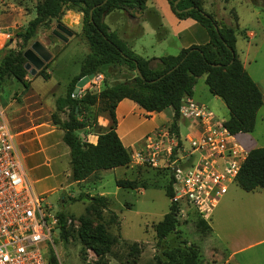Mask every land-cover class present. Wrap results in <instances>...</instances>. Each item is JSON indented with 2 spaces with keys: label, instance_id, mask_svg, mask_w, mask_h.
Masks as SVG:
<instances>
[{
  "label": "trees",
  "instance_id": "1",
  "mask_svg": "<svg viewBox=\"0 0 264 264\" xmlns=\"http://www.w3.org/2000/svg\"><path fill=\"white\" fill-rule=\"evenodd\" d=\"M102 1L39 0L34 6L35 17L15 34L22 38V45H25L34 36L38 26L50 28L54 20L62 18L65 9L81 13L80 35L88 46V52L84 56L79 73L68 85L65 94L56 97L55 110L51 113V121L63 130V141L69 148L70 176L73 181L85 180L99 170L127 167L130 164V151L122 144L116 132L115 107L121 99L128 98L147 111H161L171 107L173 117L166 127L179 135L181 100L192 95L193 86L200 76L205 77L209 92L225 104L228 115L223 124L229 132L240 134L253 131L256 113L263 104L264 96L238 57L235 48V26L227 25L206 12L202 7V0H178L176 4V0H167L178 18L190 17L197 20L206 29L209 40L203 45L182 49L176 55L162 56L158 58L156 65L150 66L148 59L134 53L104 22L105 14L115 9L142 11L146 0ZM231 17L234 23H237L234 11H231ZM5 46L0 50V87L10 77L26 87L28 83L25 78L27 69L24 67V50L6 49L9 45ZM51 61L52 59L46 62L36 75L41 74L47 79L49 73L44 69ZM124 66L133 74L125 76L123 80L116 79L109 83L106 78L115 75V72L121 73ZM90 73L104 75L100 91L86 90L82 97H73L76 81ZM94 106H97L94 112L108 114L110 124L107 127L96 124L95 113L91 109ZM60 114H65L64 118H61ZM78 131L94 132L97 135L96 142L91 143L83 139ZM152 169L170 171L167 168ZM235 182L245 191L264 188V146L248 151ZM115 183L118 187L136 188L138 182L135 179L120 178ZM173 183L170 171L165 186V195L170 204L167 212L155 225L157 244L175 231L179 223L178 204L170 201L173 196ZM90 199L93 202L86 207L87 214L77 218L76 229L67 224L63 213L57 214L60 227L57 238L67 241L75 233L82 246L91 249L102 260L105 254L110 252L116 239L107 232L102 222L101 210L106 208L105 196L99 195ZM90 212L95 213L96 222L88 216ZM189 213L198 217V227L202 233L207 234L210 231L207 220L193 209L188 210L187 214ZM139 253V245L133 242L128 252L132 262H136ZM162 254L166 259L155 256L154 264H199L201 253L196 245L189 244L185 248H165ZM47 264H58L52 251Z\"/></svg>",
  "mask_w": 264,
  "mask_h": 264
},
{
  "label": "rangeland",
  "instance_id": "2",
  "mask_svg": "<svg viewBox=\"0 0 264 264\" xmlns=\"http://www.w3.org/2000/svg\"><path fill=\"white\" fill-rule=\"evenodd\" d=\"M38 1L0 0V22L5 27H11L14 33V41L11 46H5L6 49L25 51L27 48H31L34 41H38L51 52L50 59H52L44 69L49 73L47 79H44L41 74L36 75L37 72L35 74L30 73L32 65L27 69L26 78L32 80V90L26 91V94L23 92L27 89L13 77L6 79L1 85L0 103L8 121L11 119L12 110L20 105H22L23 113H26V109L33 107V105L37 108L39 104L43 106L44 102L47 105L52 102V106H54L51 93H54V97L65 94L68 85L79 73L84 56L88 52V46L80 35L81 25L73 27L71 31L73 35L69 37L68 41L61 40L52 33L56 24L61 23L66 26L62 19L54 20L50 24V28L38 26L34 36L25 45H22V38H18L15 34L22 30L28 21L35 16V12H29ZM249 13L250 10L247 8L241 11V14H245L243 16L249 15ZM6 31L8 30L4 29L2 32ZM236 36L238 46L246 47L247 40H242L237 30ZM4 37V35H0V44ZM259 39L261 44L255 59L256 62L252 66L260 70L264 78L263 34L258 33V36L250 40L251 46L247 56L252 57L253 51L256 49L254 46ZM132 74L133 72L124 66L121 73L113 76L115 79L123 80L125 76ZM253 77L258 80L254 75ZM106 79L109 82L111 77ZM205 87L204 77L201 76L198 78L197 84V95L201 99L195 98V101L207 105L218 118L227 117V108L220 98L216 97L218 100L210 101V103L202 100L207 95L215 97ZM201 88L206 90L201 91ZM89 90L95 91L92 88ZM31 92H39L45 95V100L39 99L37 106V101L34 98H27ZM91 109L94 112L97 110V106ZM60 116L64 118L65 114H60ZM185 135V129L180 127L182 143L188 147V142L184 139ZM252 136L257 141V145H264V118L261 119L260 116L257 118ZM236 138L247 151L254 146L253 143L246 140L244 134H237ZM169 174L170 171H160L132 163L125 168L118 167L114 170L97 171L92 176V186L88 195L91 194L90 197L105 196L106 208L101 210L102 222L107 232L116 239L110 252L100 260L91 249L82 246L74 233V236H70L67 241H60L57 236L53 235L54 246L49 245V254L51 251L54 253L58 264H154L155 256H159L163 260L166 259L162 254L163 249L177 246L185 248L189 244H194L201 253L199 264H219L222 254L224 256L241 248L235 253V259L242 264H264V188L245 191L236 182L229 185L226 196H224L226 200L222 201V206H220L222 208L218 212L216 221L207 219L212 227L210 234L202 233L197 225L198 217L189 213L186 216H178L179 223L176 230L170 233L160 244H157L155 225L162 219L170 204L165 195V186L168 183ZM120 178L135 179L138 182L137 187H118L115 181ZM88 195L87 197H89ZM86 200L87 198L82 199L85 202ZM87 201L83 206L79 200H66L63 203L64 209H61V204L57 200L50 212L54 215L63 213L67 224L76 229L78 226L77 218L87 214L86 207L93 202L91 199ZM60 210L63 211L60 212ZM88 216L96 222L95 213L90 212ZM133 242H136L140 247L136 262H132L131 256L128 255L129 246ZM215 250H220L222 253H215Z\"/></svg>",
  "mask_w": 264,
  "mask_h": 264
},
{
  "label": "crops",
  "instance_id": "3",
  "mask_svg": "<svg viewBox=\"0 0 264 264\" xmlns=\"http://www.w3.org/2000/svg\"><path fill=\"white\" fill-rule=\"evenodd\" d=\"M202 7L217 20L235 26L242 40H247L246 47L242 48L241 45L238 46L236 36L235 48L244 69L264 96L263 74L252 66L256 62L255 59L261 44L260 39L254 46L256 49L253 51L252 57L247 56L251 46L250 40L258 36V33L263 34L264 37V0H202ZM245 8L250 10V13L243 16L245 14H241V11H244ZM32 11L35 12V8L29 13ZM231 11H234L237 15V23L232 20ZM61 19L70 31L73 27L81 25V13L73 9H65ZM104 22L109 30L114 31L134 53L148 59L152 66L156 65L158 58L162 56L176 55L182 49L203 45L209 40L206 29L197 20L190 17L178 18L167 0H146L144 9L139 12L125 9L112 10L105 14ZM72 35L71 32L66 41ZM113 74H116V72ZM110 77L109 82L116 80L115 76L111 75ZM198 78L191 95L194 99H201L197 95ZM26 81L28 85L25 87L27 90L23 92L24 94H26V91L32 90V80L26 78ZM205 88L208 89L207 85ZM200 90L204 91L206 89L201 88ZM51 95L53 96L54 106H52V102L49 105L44 102L42 106L38 103V100L44 101L45 95L39 92H31L27 98H34L39 107L33 105V107L26 109V113H23L22 105H20L12 110L10 121L5 118L13 133L14 146L25 176L31 183L35 193L43 198V204L53 209L55 202L58 200L61 209H64L63 203L66 200H79L84 206L92 196L88 193L92 186V176L95 173L80 182L71 179L69 148L63 141V130L51 121V113L55 110L56 99L53 92ZM205 97L202 100L208 103L218 100L217 96L213 98L207 95ZM259 116L261 119L264 118V99L262 106L256 113L255 123ZM172 117L173 109L171 107H166L161 111H147L134 101L123 98L115 107L116 132L122 144L131 151L141 144L144 137L168 125ZM225 118L220 119L224 120ZM95 122L99 126L107 127L110 124V118L106 112L96 111ZM252 132L240 134H244L246 140L253 143L252 148L260 147L256 144L257 141L252 136ZM79 134L91 143L96 142L97 135L94 132L84 133L80 131ZM118 167L125 168L126 166ZM118 167L111 169L114 170ZM83 193L84 195H82ZM224 196L220 199L209 220L216 221L218 212L222 208L220 207L222 201L226 200ZM83 198H87L86 202L82 201ZM211 232L212 227L210 226V231L207 234ZM239 250L229 252L224 256L222 254L219 264H242L235 259V253ZM217 252L222 253L220 250H215V253Z\"/></svg>",
  "mask_w": 264,
  "mask_h": 264
},
{
  "label": "built area",
  "instance_id": "4",
  "mask_svg": "<svg viewBox=\"0 0 264 264\" xmlns=\"http://www.w3.org/2000/svg\"><path fill=\"white\" fill-rule=\"evenodd\" d=\"M0 35L5 36L0 50L11 46V27L0 22ZM103 80L102 73L93 74L72 96L82 97L90 88L100 91ZM181 102L179 135L166 126L157 129L130 151V163L169 169L174 179L170 201L178 204V216L193 209L208 219L235 182L248 151L207 105L191 96ZM180 127L186 131L188 147L182 143ZM42 204L25 176L0 103V264H47L49 245L54 246L53 235L58 237L60 227L57 215Z\"/></svg>",
  "mask_w": 264,
  "mask_h": 264
},
{
  "label": "water",
  "instance_id": "5",
  "mask_svg": "<svg viewBox=\"0 0 264 264\" xmlns=\"http://www.w3.org/2000/svg\"><path fill=\"white\" fill-rule=\"evenodd\" d=\"M105 1L106 0H103L102 3ZM177 2L178 0H176L174 4ZM52 33L64 41H66L67 37L71 35V31L61 23L56 24L55 28L52 30ZM23 56L26 59V63L24 65L25 69H28L32 65L33 67L31 68L30 73L35 74L51 58V53L41 43L34 41L31 45V48H27L23 52ZM149 65L152 66L150 61ZM168 72H170V70ZM137 73L140 75L139 70H137ZM92 77L93 73L80 77L75 83L73 94H76L80 89H83ZM58 231L59 229L56 228V232Z\"/></svg>",
  "mask_w": 264,
  "mask_h": 264
},
{
  "label": "bare ground",
  "instance_id": "6",
  "mask_svg": "<svg viewBox=\"0 0 264 264\" xmlns=\"http://www.w3.org/2000/svg\"><path fill=\"white\" fill-rule=\"evenodd\" d=\"M1 40V39H0ZM1 45V44H0Z\"/></svg>",
  "mask_w": 264,
  "mask_h": 264
}]
</instances>
